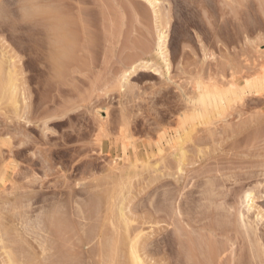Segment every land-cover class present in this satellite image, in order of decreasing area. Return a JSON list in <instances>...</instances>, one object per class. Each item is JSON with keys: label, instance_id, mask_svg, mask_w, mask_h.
<instances>
[{"label": "rangeland", "instance_id": "obj_1", "mask_svg": "<svg viewBox=\"0 0 264 264\" xmlns=\"http://www.w3.org/2000/svg\"><path fill=\"white\" fill-rule=\"evenodd\" d=\"M156 1L157 16L145 0L42 1L45 19L30 0H0V225L11 230L0 256L11 246L16 264H112L126 203L146 264H264V0ZM51 16L80 18L77 60H51ZM160 29L169 69L156 54ZM143 61L153 67L125 78Z\"/></svg>", "mask_w": 264, "mask_h": 264}, {"label": "bare ground", "instance_id": "obj_2", "mask_svg": "<svg viewBox=\"0 0 264 264\" xmlns=\"http://www.w3.org/2000/svg\"><path fill=\"white\" fill-rule=\"evenodd\" d=\"M19 1V0H18ZM31 1V3H33V8H34V13L35 14H39V16L40 15H42V14H46L45 15V19H46V17H50V13H51V11H49V10H47V11H45V12H43L41 9H40V7H38L39 6V4H40V2H42V1H44V2H42L44 5H45V3H47V2H52V1H58V2H62V1H64L65 2V0H30ZM69 1H71V0H69ZM73 1V0H72ZM146 2H148L149 4H150V6L154 9V11H155V15L157 16L158 15V12H157V10H156V8H157V5H158V1H156V0H145ZM23 3H25V2H23ZM30 3V2H29ZM67 3V2H66ZM13 4V3H12ZM77 4H79V3H77ZM81 4V3H80ZM15 6H16V4H14ZM24 5V4H23ZM23 5H21V6H23ZM49 5V4H48ZM71 5V4H70ZM31 6V5H30ZM41 6H42V4H41ZM74 7L73 8H76L77 10H81V8L79 7V5H73ZM18 7H19V5H18ZM69 7V6H68ZM24 8H27V7H24ZM30 8V7H29ZM32 8V7H31ZM20 10V9H19ZM24 10V9H23ZM72 10V9H71ZM28 11H29V9H28ZM23 12V11H22ZM21 12V13H22ZM31 13H33L32 11H30ZM27 15H29V14H27ZM33 15V14H32ZM79 15V14H78ZM22 16V15H21ZM20 16V17H21ZM23 16H24V14H23ZM30 16H31V14H30ZM61 16V15H60ZM60 16H54L53 18H52V16H51V18H52V20H51V24L48 26L49 27V29H47V30H49V32H50V34H52V36H54V40H53V42H52V45H53V47H54V49H55V53L53 54V56H52V59L51 60H53V61H55V62H65V61H71V60H77V58L75 59V57H73L72 56V52H74L77 48V45H78V39L76 38V36L74 35V33H73V31H72V27L74 26V25H76L77 23H78V21L80 22L81 20H80V18L79 17H77V19H76V17L74 18V17H72V19H74V20H72V19H67V17H65V18H63V17H60ZM67 16V15H66ZM72 16V15H71ZM26 18V17H25ZM35 18V17H34ZM33 18V19H34ZM21 19V18H20ZM40 19V18H39ZM43 19V18H42ZM41 19V20H42ZM44 19V20H45ZM21 20H23V19H21ZM27 20H29V19H26V22H28ZM20 21V20H19ZM30 21H33V20H31L30 19ZM29 21V22H30ZM36 21V20H35ZM6 22V21H5ZM25 22V23H26ZM39 22H41V21H39ZM23 23V22H22ZM24 23V24H25ZM35 23V22H34ZM45 24H46V22H44ZM48 23V22H47ZM50 23V22H49ZM30 24V23H29ZM29 24L27 23V25H28V28H29ZM37 24H38V21H37ZM3 25V24H2ZM1 26V25H0ZM20 26H21V23H20ZM40 26V25H39ZM46 26H47V24H46ZM26 27L27 26H21V27H18L17 28V30L15 31L16 33L18 32V33H20L21 35H22V37H24L23 36V31L26 29ZM35 27V26H34ZM33 27V28H34ZM77 27V26H76ZM2 28V27H1ZM4 28V27H3ZM16 28V27H15ZM32 29V28H31ZM35 29H37V27L35 28ZM30 30V29H29ZM39 30H40V27H39ZM38 30V31H39ZM159 32H158V41H157V47H156V54H157V56L162 60V62L164 63L163 65H165V68L166 69H169V66H170V63H169V56H168V54L169 53H167V34H166V32L163 30V29H160V30H158ZM27 32V31H26ZM26 32H25V34H26ZM31 32V31H30ZM35 33V32H34ZM38 33V32H37ZM37 33H35V34H37ZM45 33H47L46 31H45ZM15 34V33H14ZM20 34H18V35H20ZM17 35V34H16ZM15 35V36H16ZM49 35V34H48ZM26 36H28V35H26ZM38 36V35H37ZM46 36V35H45ZM78 36V35H77ZM50 37V36H49ZM28 38V37H27ZM26 38V39H27ZM29 38H30V36H29ZM23 39V38H22ZM22 39H20V40H22ZM31 39H33V38H31ZM43 39V38H42ZM24 40V39H23ZM81 40V39H80ZM29 41V40H28ZM37 41H39V40H37ZM49 42V41H48ZM28 44V43H27ZM32 49V48H31ZM54 52V51H53ZM52 52V53H53ZM77 52V51H76ZM13 55V54H12ZM39 55V54H38ZM75 55H77V54H75ZM16 56V55H15ZM41 56H43V55H41ZM50 57V56H49ZM37 58V57H36ZM34 59V58H33ZM60 64V63H59ZM1 65V64H0ZM13 66V65H12ZM2 67V66H1ZM153 67V66H152ZM151 67V63H150V61H143L142 63H139V64H137V65H135V66H133L131 69H130V71H128V72H126V75H125V78L127 77V76H130L132 73H135L137 70H148V69H151L152 68ZM15 68H17V67H15ZM11 69V71H8L9 72V74H7V77L9 78L8 79V90H9V92H10V96H11V102H13V105H17V102H18V100H17V97H16V92H18L17 91V84H16V82L15 81H17V78L15 79V77H16V72H14L13 70H14V68H10ZM13 69V70H12ZM2 70V69H1ZM155 71H157V70H155ZM169 72V71H168ZM5 73V72H4ZM7 73V72H6ZM0 75H2V74H0ZM3 76V75H2ZM2 82V81H1ZM3 87V86H2ZM19 87V86H18ZM221 88V87H220ZM250 87H248L247 86V88L246 89H249ZM246 89H240L239 91V93H240V95H245V90ZM221 90V89H220ZM257 91V90H256ZM201 92V91H200ZM209 92H210V90H209ZM252 93V92H251ZM258 93V92H257ZM8 94V93H7ZM236 94V92L234 93V95ZM260 94V93H259ZM18 95V94H17ZM249 95H251V94H249ZM258 95V94H257ZM213 96V95H212ZM212 96L210 97V99L212 98ZM218 96V95H217ZM216 96V97H217ZM220 96V95H219ZM222 96V95H221ZM228 96V95H227ZM247 96V95H246ZM245 96V97H246ZM215 97V98H216ZM218 98V97H217ZM216 98V99H217ZM223 98V97H222ZM198 99H200L199 101L200 102H202V100L204 99V96H202V95H200V98H198ZM209 99V98H208ZM206 100V99H205ZM27 101V100H26ZM208 101V100H207ZM206 101V102H207ZM222 101V100H221ZM212 102V101H211ZM213 103H215V101H213ZM196 104V103H195ZM30 105V104H29ZM191 105H192V103H191ZM196 105H198V104H196ZM210 105V104H209ZM213 105V104H212ZM233 105V104H232ZM27 106V105H26ZM14 107V106H13ZM199 107V106H198ZM15 109V108H14ZM17 109H18V107H17ZM17 109H16V111H17ZM30 109V108H29ZM201 110V109H200ZM206 110H207V108H206ZM25 112V111H24ZM200 112V111H199ZM25 113H27V112H25ZM17 114H18V111H17ZM195 114V113H194ZM205 114V113H204ZM29 117V116H28ZM189 117V116H188ZM25 118V117H24ZM202 118V117H201ZM29 120V119H28ZM8 123V122H7ZM10 124H11V122H10ZM32 126V125H31ZM16 127V126H15ZM3 128V127H2ZM5 129V128H4ZM10 131V130H9ZM4 133V132H3ZM21 133V132H20ZM23 133V132H22ZM44 134V133H43ZM23 135H24V133H23ZM12 136V135H11ZM22 136V135H21ZM26 136V135H25ZM27 138V137H26ZM30 139V138H29ZM12 140V139H11ZM26 140V139H25ZM30 142V141H29ZM1 144V143H0ZM14 144V143H13ZM26 144V143H25ZM30 148V147H29ZM6 149V148H5ZM26 149V148H25ZM46 149V148H45ZM51 149V148H50ZM49 149V150H50ZM3 150V149H2ZM21 150V149H20ZM27 150V149H26ZM26 150H25V152H26ZM22 151H23V149H22ZM10 152L11 153H13V150H11L10 149ZM15 152V151H14ZM16 153H19V150H18V152L16 151ZM24 153V152H23ZM20 154V153H19ZM30 154V153H29ZM32 154V153H31ZM38 154V153H37ZM17 155V154H16ZM34 155V154H33ZM47 155V154H46ZM186 155V154H185ZM184 155V156H185ZM45 156V155H44ZM39 157V156H38ZM178 157H179V154H178ZM31 158H32V156H31ZM35 158H36V156H35ZM1 159H3L2 157H1ZM34 159V158H33ZM38 159V158H37ZM36 160V159H35ZM44 160H48V159H44ZM33 162H34V160H32ZM36 161H38V160H36ZM34 162V163H37V162ZM45 161V162H46ZM49 162V161H48ZM52 162V161H51ZM34 163H33V165H34ZM31 164V163H30ZM15 165V164H14ZM44 165V164H43ZM52 166V165H51ZM2 168H3V166H2ZM6 168V167H5ZM16 168H17V166H16ZM5 169H1V172L0 173H3V171H4ZM48 171V170H47ZM19 173V172H18ZM33 175V174H32ZM34 176V175H33ZM5 177V173L4 174H0V180L2 181V184L4 183V178ZM33 178V177H32ZM35 178V177H34ZM68 179V178H67ZM63 180V179H62ZM29 181V180H28ZM30 182V181H29ZM33 183V182H32ZM36 183V182H35ZM16 184V183H15ZM41 184V183H40ZM26 187V186H25ZM92 187V186H91ZM14 188V187H13ZM19 188V187H18ZM12 189V188H11ZM24 189V188H23ZM45 189V188H44ZM251 189V188H250ZM47 190V189H46ZM44 191V190H43ZM14 192V191H13ZM32 192H33V189H32ZM35 192V191H34ZM6 193H8V192H6ZM31 195V194H30ZM29 194H28V196L27 197H29L30 196ZM216 195V194H215ZM255 195V194H254ZM9 196V195H8ZM26 196V195H25ZM24 196V197H25ZM32 196V195H31ZM210 196V195H209ZM27 197H25L26 199H27ZM63 197V196H62ZM95 197V196H94ZM154 197V196H153ZM167 197V196H166ZM206 197V196H205ZM214 197V196H213ZM216 197V196H215ZM253 197V191H249V192H247V190H246V195H245V203H243L244 205L246 204V208H247V210L246 211H248V212H251V210H252V208H253V206H254V199L252 198ZM8 198V197H7ZM7 198H5L7 201L10 199V197H9V199H7ZM20 198V197H19ZM33 198V197H32ZM39 198V197H38ZM64 198V197H63ZM243 198V197H242ZM2 199V198H1ZM0 199V200H1ZM4 199V198H3ZM14 199H15V197H14ZM14 199H13V202H15L14 201ZM21 199V198H20ZM28 199H30V197L28 198ZM27 199V200H28ZM154 199V198H153ZM174 199V198H173ZM172 199V200H173ZM33 200V199H32ZM157 200V199H156ZM206 200V199H205ZM244 200H243V202H244ZM3 201V200H2ZM7 201H6V204H7ZM21 201H22V199H21ZM20 201V202H21ZM61 201V200H60ZM4 203H5V200L3 201ZM2 202V203H3ZM10 202V200L8 201V203ZM18 202V201H17ZM59 202V201H58ZM90 202V201H89ZM92 202V201H91ZM99 202V201H98ZM0 203H1V201H0ZM16 203V202H15ZM64 203V202H63ZM87 203V202H86ZM29 204V203H28ZM126 204V203H125ZM124 204V206L126 207V205ZM30 205V204H29ZM75 205V204H74ZM122 205H123V203H122ZM12 206V205H11ZM19 206V205H18ZM25 206V205H24ZM124 206H123V208H124ZM6 207V206H5ZM30 207V206H29ZM85 207H86V205H85ZM100 207V206H99ZM11 208V207H10ZM81 208H83V207H81ZM81 208H80V210H81ZM121 208V209H120ZM120 213H119V215H117V216H119L121 219L120 220H123L124 221V226H125V228H126V235H124V234H122V235H116V237L114 238L113 237V240H112V243L110 244V250H111V261H112V264H146L145 263V259H144V257H143V255H145V252L148 250H146L143 246H142V243L140 242V241H142V239H141V235H136L135 234V236H129L130 234H131V232L129 231L130 230V228H129V224H128V220H127V216L125 215V208L123 209L122 208V206L120 205ZM178 208V207H177ZM21 209V208H20ZM25 209V208H24ZM220 209V208H219ZM14 208H13V212H14ZM18 210V208L16 209V211ZM23 210V209H22ZM83 210H84V208H83ZM90 210H92V209H90ZM224 210V209H223ZM1 211V210H0ZM8 211H10V210H8ZM20 211V210H19ZM19 211H17L15 214H17ZM25 211V210H24ZM118 211V210H117ZM181 211V210H180ZM210 211V210H209ZM216 211V210H215ZM47 212V211H46ZM55 212V211H54ZM222 212V211H221ZM242 212V211H241ZM261 212V211H260ZM22 213V212H21ZM18 213L19 215H23L24 213ZM27 213V212H26ZM45 213V212H44ZM51 213V212H50ZM87 213H89V212H87ZM99 213V212H98ZM114 213V212H113ZM0 214H1V212H0ZM107 214V213H106ZM158 214V213H157ZM177 214V213H176ZM204 214V213H203ZM243 213H241V215H242ZM260 214V213H259ZM259 214H257L258 216H259ZM2 215H3V212H2ZM8 215V214H7ZM12 215H13V213H12ZM55 215V214H54ZM68 215V214H67ZM116 215V214H115ZM240 215V214H239ZM244 215V214H243ZM242 215V216H243ZM262 215H263V213H262ZM18 216V215H17ZM72 216V215H71ZM106 216V215H105ZM222 216H224V215H222ZM258 216H257V220H258ZM19 217V216H18ZM45 217V216H44ZM56 217V216H55ZM88 217V216H87ZM130 217V216H129ZM171 217V216H170ZM259 217H261V215L259 216ZM263 217V216H262ZM4 218H5V216H4ZM31 218V217H30ZM191 218H193V217H191ZM201 218V217H200ZM221 218V217H220ZM229 218V217H228ZM242 218V221H243V217H241ZM11 219V218H10ZM36 219H37V217H36ZM38 219H39V217H38ZM49 219V218H48ZM70 219V218H69ZM105 219V218H104ZM118 219V218H117ZM190 219V218H189ZM203 219V218H202ZM263 219V218H262ZM4 220V219H3ZM9 220V219H8ZM25 220V219H24ZM66 220V219H65ZM81 220V219H80ZM90 220V219H89ZM10 221V220H9ZM38 221V220H37ZM45 221V220H44ZM56 221V220H55ZM61 221H63V220H61ZM70 221V220H69ZM123 221L121 222V224L119 225L120 226V228L119 229H121V228H123V227H121V225H122V223H123ZM261 221H263V220H261ZM36 222V221H35ZM46 222V221H45ZM51 222V221H50ZM93 222V221H92ZM91 222V223H92ZM219 222V221H218ZM29 223V222H28ZM59 223H60V221H59ZM77 223V222H76ZM96 223V222H95ZM115 223V222H114ZM216 223V222H215ZM6 224V223H5ZM56 224H58V223H56ZM61 224V223H60ZM67 224H69V223H67ZM106 224H107V222H106ZM246 224V223H245ZM255 224V223H254ZM29 225V224H28ZM39 225V224H38ZM59 225V224H58ZM93 225V224H92ZM108 225V224H107ZM117 225H118V223H117ZM204 225V224H203ZM256 225V224H255ZM12 226V225H11ZM32 226V225H31ZM35 226V225H34ZM57 226V225H56ZM66 226V225H65ZM119 226H116L117 228L116 229H118V227ZM131 226V225H130ZM245 226V225H244ZM13 227V226H12ZM22 227H23V225H22ZM40 227V226H39ZM112 227V226H111ZM2 227H1V225H0V230H1V232L0 233H2V230H3V228L1 229ZM27 228V227H26ZM30 228V227H29ZM52 228V227H51ZM61 228H64V227H61L60 226V228H58V229H61ZM73 228H74V226H73ZM129 228V229H128ZM203 228V227H202ZM208 228V227H207ZM20 229V228H19ZM39 229V228H38ZM118 229V230H119ZM124 229V228H123ZM123 229H121V230H123ZM248 229V228H247ZM25 231H26V229H24ZM30 230V229H29ZM63 230V229H62ZM62 230H59L61 233H62ZM64 230H65V228H64ZM109 230V229H108ZM121 230H119V231H121ZM218 230V229H217ZM220 230V229H219ZM255 230V229H254ZM4 231H5V233H8L9 231H11V230H8V232H7V229L6 230H3V233H4ZM17 231H20V230H17ZM28 231V230H27ZM34 231V230H33ZM46 231V230H45ZM44 231V232H45ZM50 231V230H49ZM67 231H68V229H67ZM124 231V232H125ZM209 232H210V237L211 238H216V236H217V234H216V228H212L211 227V230H208ZM22 232V231H21ZM29 233L31 232V231H28ZM51 232H52V230H51ZM66 231H64V233H65ZM87 232V231H86ZM90 232V231H89ZM94 232V231H93ZM118 232V231H117ZM129 232H130V234H129ZM168 232V231H167ZM174 232V231H173ZM176 232V231H175ZM206 232V231H205ZM227 232V231H226ZM2 233V234H3ZM4 233V234H5ZM18 233H20V232H18ZM17 233V237L19 236V234ZM23 233H25L24 231H23ZM29 233H27V234H29ZM49 233V232H48ZM110 233V232H109ZM115 233H116V230H115ZM119 233H121V232H119ZM118 233V234H119ZM127 233L129 234V235H127ZM194 233V232H193ZM2 234H0V244L2 245L3 244V240H4V242H5V239H3L4 237L3 236H5V235H3V236H1ZM10 234V233H9ZM27 234L25 233V236H27ZM47 234V233H46ZM66 234H67V232H66ZM174 234V233H173ZM191 234V233H190ZM225 234V233H224ZM68 235L70 236L71 235V233H69L68 232ZM80 235V234H79ZM85 235V234H84ZM92 232H91V240H93V238L94 237H92ZM97 235V234H96ZM102 235V234H101ZM104 235V234H103ZM124 235V236H123ZM132 235V234H131ZM175 235V234H174ZM181 235V234H180ZM8 236V235H7ZM20 236H23L22 235V233H21V235ZM20 236L18 237V238H20ZM122 236V237H121ZM165 236V235H164ZM168 236V235H167ZM6 237V236H5ZM15 237V235L14 236H12L11 238V241L13 240V238ZM16 237V238H17ZM36 237H38V236H36ZM62 237H63V235H62ZM68 237V236H67ZM71 237V236H70ZM69 237V238H70ZM101 237V236H100ZM100 237H99V239H100ZM17 238V239H18ZM35 238V237H34ZM42 240H45V239H43L42 237H40ZM39 238V239H40ZM47 238V237H46ZM49 238V237H48ZM51 238V237H50ZM69 238H67V240L69 239ZM87 238H89V237H87ZM102 238V237H101ZM107 238H109L110 239V237H107ZM155 238V237H154ZM153 238V239H154ZM163 238V237H162ZM23 239L25 240V241H27V239H25V237H23ZM38 239V238H37ZM70 239H73V238H70ZM77 239L79 240V238L77 237ZM95 239V238H94ZM174 239H175V237H174ZM47 241H48V239H46ZM45 240V241H46ZM66 240V239H65ZM75 239H73V241H74ZM85 240V239H84ZM103 240V239H102ZM162 240V239H161ZM19 241H20V239L17 241V243H19ZM44 241V242H45ZM86 241V242H85ZM84 242H85V244H89L90 245V243H92V242H89V240L87 241V240H85ZM96 241H97V238H96ZM95 241V242H96ZM178 241V240H177ZM197 241V240H196ZM6 242H7V240H6ZM6 242H5V244H3L1 247H0V251H2L3 252V250H5L4 249V246L7 248V246H6ZM16 242V240H14V243ZM31 241H29V243H30ZM66 242V241H65ZM69 242V241H68ZM78 242V241H77ZM88 242V243H87ZM93 242H94V240H93ZM109 242V241H108ZM147 242V241H146ZM160 242V241H159ZM11 243V242H10ZM14 243L12 244V245H14ZM27 243V242H26ZM34 243H36V242H34ZM46 243V242H45ZM47 243H49V242H47ZM71 243V242H70ZM101 243V242H100ZM99 243V244H100ZM179 243V242H178ZM16 244V243H15ZM28 244V243H27ZM81 244H82V242H81ZM106 244V243H105ZM201 244V243H200ZM7 245H8V242H7ZM10 245V244H9ZM24 245V244H23ZM30 245L31 246H34L33 245V243L31 242L30 243ZM41 245V244H40ZM44 245H47V244H44ZM49 245V244H48ZM65 244H63V246H64ZM83 245V244H82ZM89 245H86V246H89ZM158 245V244H157ZM31 246H30V248H31ZM42 246V247H41ZM41 246H39V247H41V249L40 250H42V253L44 254V253H50V251L51 250H54V247H53V249H49L50 251H48V249H46L45 248V246H43V244L41 245ZM74 246H76L75 244H74ZM94 246V245H93ZM151 246V245H150ZM180 246V245H179ZM200 246V245H199ZM9 247V246H8ZM11 247V246H10ZM9 247V250L11 251V248ZM27 247V246H26ZM61 247V246H60ZM67 247V246H66ZM77 247V246H76ZM79 247V246H78ZM97 247H99V245H97ZM106 247H108V245L106 246ZM167 247V246H166ZM198 247V246H197ZM22 248V247H21ZM24 248V247H23ZM49 248V247H48ZM52 248V247H51ZM58 248V247H57ZM65 248V247H64ZM68 248V247H67ZM71 248V247H70ZM191 248V247H190ZM199 248V247H198ZM8 249V248H7ZM13 249V248H12ZM66 249V248H65ZM69 249V248H68ZM104 249V248H103ZM163 249H164V247H163ZM233 249V248H232ZM231 249V250H232ZM8 250V253L7 252H5V254L6 255H1V256H7V258H8V262L10 263V264H16V262L15 263H13V261L12 260H14L15 258H13L12 259V257H11V254H10V251ZM18 250V249H17ZM16 250V251H17ZM46 250H47V252H46ZM74 250V249H73ZM88 250V249H87ZM93 250V249H92ZM101 250V249H100ZM108 250V249H107ZM146 250V251H145ZM165 250V249H164ZM20 251V250H19ZM57 251V250H56ZM66 251V250H65ZM76 251V250H75ZM79 251V250H78ZM83 251H85V250H83ZM90 251H91V249H90ZM99 251V250H98ZM103 250H101V252H100V254H99V256L101 255V253L103 254V252H102ZM105 251V250H104ZM154 251V250H153ZM153 251H151V253L153 252ZM1 252V254H3ZM54 252V251H53ZM110 252V251H109ZM108 252V253H109ZM210 252V251H209ZM216 251H214V253H215ZM234 252V251H233ZM12 253V255L13 256H15L14 254H16V253H14V250H13V252H11ZM14 253V254H13ZM32 253V252H31ZM30 253V254H31ZM86 253H90V252H86ZM107 253V251H105V254ZM107 253V254H108ZM144 253V254H143ZM146 253H148V252H146ZM149 253H150V251H149ZM148 253V254H149ZM154 253V252H153ZM213 253V254H214ZM217 253V252H216ZM225 253V252H224ZM25 254V253H24ZM29 254V253H28ZM55 254V253H54ZM79 254H80V252H79ZM90 254H92V253H90ZM97 254V255H98ZM105 254H103V256H104V258H106L105 257ZM143 254V255H142ZM168 254V253H167ZM34 255V254H33ZM53 255V254H52ZM51 254L49 255V257H47L48 259L50 258V256H52ZM73 255V254H72ZM1 256H0V258H1ZM22 256V255H21ZM24 256V255H23ZM41 256V255H40ZM43 256V255H42ZM45 256H48V255H45ZM66 256V255H65ZM68 256V255H67ZM74 256V255H73ZM95 256V255H94ZM109 256V255H108ZM146 256V255H145ZM152 256V255H151ZM171 256V255H170ZM53 257V256H52ZM55 257V256H54ZM72 257V256H71ZM91 257V256H90ZM174 257V256H173ZM34 258V257H33ZM42 258V257H41ZM63 258V257H62ZM73 258V257H72ZM101 258H102V256H101ZM232 258V257H231ZM24 259V258H23ZM39 259V258H38ZM58 259V258H57ZM70 259V258H69ZM229 259V258H228ZM4 260V259H3ZM47 260V259H46ZM56 260V259H55ZM63 260V259H62ZM106 260V259H105ZM226 260H227V258H226ZM15 261V260H14ZM16 261H18V260H16ZM66 261V260H65ZM72 261V260H71ZM110 261V262H111ZM178 261V260H177ZM228 261H230V260H228ZM7 262V263H8ZM29 262H31V261H29ZM49 262H51V261H49ZM56 262H58L59 263V261H56ZM96 262V261H95ZM190 262V261H189ZM222 262V261H221ZM232 262V261H231ZM231 262H230V264H231ZM239 262V261H238ZM4 263V262H3ZM6 263V264H7ZM27 263V262H26ZM34 263V262H33ZM74 263H76L75 261H74ZM169 263V262H168ZM179 263V262H178ZM227 263V262H226ZM226 263H224V264H226ZM55 264V263H54ZM60 264V263H59ZM67 264H69L68 262H67ZM111 264V263H110ZM151 264H153V263H151ZM172 264V263H171ZM176 264V263H175ZM190 264V263H189ZM219 264H222V263H219ZM232 264H235L234 262H232Z\"/></svg>", "mask_w": 264, "mask_h": 264}]
</instances>
